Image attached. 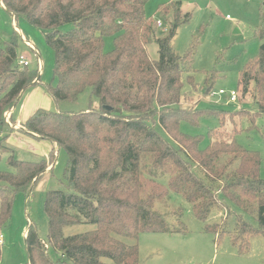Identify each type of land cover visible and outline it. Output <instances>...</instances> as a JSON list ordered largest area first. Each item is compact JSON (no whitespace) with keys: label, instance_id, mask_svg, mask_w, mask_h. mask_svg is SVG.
<instances>
[{"label":"trees","instance_id":"obj_1","mask_svg":"<svg viewBox=\"0 0 264 264\" xmlns=\"http://www.w3.org/2000/svg\"><path fill=\"white\" fill-rule=\"evenodd\" d=\"M0 1L16 22L24 17L46 32V42L55 51L56 84L45 85L54 101H75L87 88L99 101L98 108L77 113L38 109L17 129L51 141L53 148L47 159L39 161L7 158L8 169L0 170V233L10 221L15 196L31 194L54 170L61 150L68 156L63 187L49 191L45 199L49 246L35 225L28 228L30 264H110L106 260L141 264L138 242L129 244L122 238L172 232L165 216L154 209L172 192L191 203L195 216L204 222L215 206L227 209L229 215L233 208L256 212L255 225L236 215V235L244 240L264 236L262 157L237 140V128L234 133L227 130L237 115L249 117L252 125L264 115V43L238 81L239 94L251 93L257 110L240 108L227 119L218 107L181 106L185 83L194 89L197 85L192 50L181 55L172 44L180 25L189 19V14H182L180 0L160 5L164 16L173 13L161 37L157 19L146 13L149 0ZM67 23L73 28L62 32ZM256 33L263 40L264 26ZM106 37L113 38L110 51L105 50ZM19 39L26 45L16 30L10 41L0 37L2 139L14 131L5 113L28 89L42 84L39 63L35 68L19 64ZM152 42L158 45L157 60L148 51ZM211 89L208 86L206 93ZM211 117L220 126L208 130L205 146L204 135L181 129L183 121L200 126L201 119ZM0 151L12 149L2 143ZM166 174L170 177L164 185L161 179ZM79 224L93 228L65 236V227Z\"/></svg>","mask_w":264,"mask_h":264},{"label":"rangeland","instance_id":"obj_2","mask_svg":"<svg viewBox=\"0 0 264 264\" xmlns=\"http://www.w3.org/2000/svg\"><path fill=\"white\" fill-rule=\"evenodd\" d=\"M170 1L149 0L146 5L147 15L163 23L162 27L156 25L158 37L166 34L173 20L172 12L164 16L159 11L160 5ZM180 1L182 14H189V19L180 25L172 44L181 55L189 49L192 50V74L197 85L194 89L189 83H185L186 94L181 106L218 107L225 111L227 119L240 108L257 110L251 93L243 97L239 94L238 81L244 66L258 54L260 45L264 43V39L261 40L256 33L258 28L264 26V0ZM72 28L73 24L67 23L60 30L68 32ZM14 30L22 33L35 47H26L27 45L19 39V53L27 54L31 67L35 68L39 63L42 84L28 89L16 106L5 113L6 122L14 131L5 139L0 135V144L3 143L12 149L11 153L0 151V170L8 169L7 158L10 155L26 161L48 158L53 148L51 141L38 139L17 130L38 109L77 113L99 107V101L92 94L91 88L85 89L75 101H54L48 86L45 85L56 84L55 51L46 42V32L29 23L24 17L16 22L0 3L1 39L10 41ZM112 48L113 38L106 37L105 50L110 51ZM148 51L152 59L159 58L156 42L148 45ZM208 86H212V89L206 93ZM220 89L227 92L237 91V100L229 103L227 95L218 94ZM12 111L15 118H19L22 123L14 119ZM254 120L252 125L249 117L237 115L235 123H229L227 130L234 133L237 128V140L246 148L260 153V177L264 179V115ZM219 126L216 117L201 119L200 126L191 125L186 121L181 123L182 131L205 136L203 146L209 141L208 130ZM160 130L165 135L164 131ZM67 165L68 156L61 150L56 158L54 170L46 173L32 193H18L15 196L10 221L0 233L1 264H30L26 236L31 224L36 226L38 235L46 247L49 246V221L45 212V199L49 191L63 187L62 179ZM169 177L170 175L166 174L161 182L166 185ZM154 209L165 216L172 232H144L138 240L122 238L129 244L138 242L141 264H264V236L257 235L244 240L236 235V215L242 214L244 219L255 225L256 212L233 208L229 215L227 209L215 206L208 220L204 222L195 216L191 203L181 194L173 192L165 200L157 202ZM92 228L93 226L88 224L67 226L64 233L65 236H70ZM49 254L53 258L58 256L52 248H49ZM106 261L113 264L110 260ZM67 264L75 263L69 261Z\"/></svg>","mask_w":264,"mask_h":264},{"label":"built area","instance_id":"obj_3","mask_svg":"<svg viewBox=\"0 0 264 264\" xmlns=\"http://www.w3.org/2000/svg\"><path fill=\"white\" fill-rule=\"evenodd\" d=\"M157 26L162 27L163 23L161 21L158 20L157 22ZM24 42L26 43L27 46H29L31 49H35V47L33 45H31L27 40L24 39ZM18 62L21 66L26 67V66H30L31 65V60L30 58L27 56V54L25 53H21L18 56ZM218 94L220 95H227L228 96V102L231 103L233 101L237 100L238 97V92L235 90H232L230 92H227L224 89H220L218 91ZM0 242H2V235H1V239Z\"/></svg>","mask_w":264,"mask_h":264},{"label":"crops","instance_id":"obj_4","mask_svg":"<svg viewBox=\"0 0 264 264\" xmlns=\"http://www.w3.org/2000/svg\"><path fill=\"white\" fill-rule=\"evenodd\" d=\"M0 3L4 6V4H3V2L2 1H0ZM17 29L19 30V28L17 27ZM22 34V33H21ZM22 39L24 40H26V38L24 37V35L22 34ZM29 42V41H28ZM31 45H33L31 42H29ZM14 110V109H13ZM36 113V112H35ZM34 113V114H35ZM12 115H13V117H14V119H16L19 123H22L23 121H21L19 118H15V116H14V112L12 111ZM34 137V136H33Z\"/></svg>","mask_w":264,"mask_h":264},{"label":"water","instance_id":"obj_5","mask_svg":"<svg viewBox=\"0 0 264 264\" xmlns=\"http://www.w3.org/2000/svg\"><path fill=\"white\" fill-rule=\"evenodd\" d=\"M104 109H106V110H112V107H110V106H104Z\"/></svg>","mask_w":264,"mask_h":264}]
</instances>
